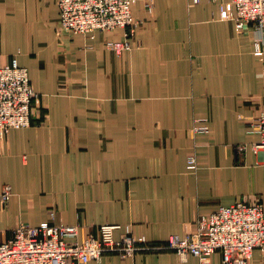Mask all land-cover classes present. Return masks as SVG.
<instances>
[{"label": "crops", "instance_id": "0c3cea01", "mask_svg": "<svg viewBox=\"0 0 264 264\" xmlns=\"http://www.w3.org/2000/svg\"><path fill=\"white\" fill-rule=\"evenodd\" d=\"M140 26L70 34L56 0H0V64L26 67L31 124L0 138V240L20 223L129 225L163 246L200 214L264 204V154L250 122L264 109V27L237 28L231 0H133ZM128 40L116 52L108 40ZM260 39L259 51L255 41ZM194 120L208 132H193ZM244 146V149L239 148ZM193 157L194 160H190ZM209 264H222L215 251ZM85 264H201L171 249ZM248 264H264L254 250Z\"/></svg>", "mask_w": 264, "mask_h": 264}, {"label": "built area", "instance_id": "2783aa9c", "mask_svg": "<svg viewBox=\"0 0 264 264\" xmlns=\"http://www.w3.org/2000/svg\"><path fill=\"white\" fill-rule=\"evenodd\" d=\"M56 1L60 11L59 27L70 34H91L124 28L125 36L130 38L141 23L132 14L133 0ZM231 2L235 8L234 21L237 28H244L249 23L259 30L264 27V0ZM259 41H255L256 51H259ZM106 46L116 52L131 48L127 39L108 40ZM36 97L26 67L20 66L15 57L7 64H0V138L11 128L31 124L30 108ZM250 127L259 135L252 149L264 154V109L252 119ZM208 130L207 124L194 120L193 132ZM239 149H244V146ZM11 195L10 184H3L0 188L1 202L6 204ZM117 227L102 224L97 235H88L77 241L71 240L78 234L76 224L51 221L35 226L22 222L12 230L11 236L0 240V264H85L90 260H100L105 252H114L120 258H127L140 250L163 248L173 250L180 260H186L189 255L196 256L201 264H209L208 257L215 251L220 252L222 264H248L254 250H258L264 260L262 203L237 201L200 214L195 231L184 236L172 234L163 246L148 244L145 239L137 241L129 225L116 238L113 231Z\"/></svg>", "mask_w": 264, "mask_h": 264}]
</instances>
